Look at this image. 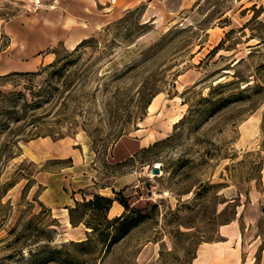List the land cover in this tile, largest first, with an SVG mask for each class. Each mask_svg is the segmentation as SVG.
Returning <instances> with one entry per match:
<instances>
[{"label": "rangeland", "instance_id": "374dc122", "mask_svg": "<svg viewBox=\"0 0 264 264\" xmlns=\"http://www.w3.org/2000/svg\"><path fill=\"white\" fill-rule=\"evenodd\" d=\"M85 38L36 130L19 114L0 130V264L260 263L264 0H0V75ZM81 155L88 185L67 169ZM50 175L75 188L73 224L40 201ZM94 194L109 220L119 199L154 208L108 244Z\"/></svg>", "mask_w": 264, "mask_h": 264}, {"label": "trees", "instance_id": "16d2710c", "mask_svg": "<svg viewBox=\"0 0 264 264\" xmlns=\"http://www.w3.org/2000/svg\"><path fill=\"white\" fill-rule=\"evenodd\" d=\"M93 41V38H85L72 52H66L63 56L59 55L57 50H53L52 52L55 53L54 61L40 67L37 71H12L0 75V87L6 84H10L11 86V89L8 91L0 89V130L4 127L8 119L15 118L17 114L24 119V125H30L31 128L33 127L36 130L38 110L54 100L53 91L58 89L55 85L58 81L64 87L71 83L72 73L70 71L68 72L66 68L77 59L78 56L75 55L77 50L84 44ZM42 73H46V77L41 80V83H38L36 78L41 76ZM8 79L11 82H5ZM118 201L131 214L129 212L128 214L119 215L110 220L106 218V213L110 210L113 199L94 194L92 199L82 203V206L101 209L104 214V219L108 223L112 222L116 224L115 235L111 236L108 244L125 235L143 218L149 217L154 208V204L146 202L143 206H134L133 209H128L129 204L127 202L122 199ZM75 204L79 205V202L75 201ZM65 208L68 209L69 222L73 224V211L75 207L66 206Z\"/></svg>", "mask_w": 264, "mask_h": 264}, {"label": "crops", "instance_id": "0c3cea01", "mask_svg": "<svg viewBox=\"0 0 264 264\" xmlns=\"http://www.w3.org/2000/svg\"><path fill=\"white\" fill-rule=\"evenodd\" d=\"M77 43V42H75ZM75 45V44H74ZM44 63V62H43ZM137 141V140H135ZM39 146V145H37ZM34 148H36V146H33ZM40 147V146H39ZM141 144L137 142L136 148L133 151L128 152V154L126 155V157H130L132 156V154L135 153V151H137L138 149H141ZM36 152L37 149L35 150ZM66 153V152H65ZM65 155L63 154H57V156H55V158H64ZM67 155H72V154H67ZM70 157V156H69ZM73 159L72 165H70L67 169H72V171H76L79 170L83 176V178H88V181H86V179H83V181H86L85 185H88V183H92V175L89 174L86 170H83L80 166L83 165V157L81 155V158L79 160H76V156L75 158L73 156H71ZM82 162V163H81ZM75 173V172H74ZM85 174V175H83ZM66 174H63L62 178L63 181L69 178H64ZM75 175V174H74ZM44 182L42 183V185H44L43 190L41 191L39 198L40 201H42L48 208H56V207H66V206H71V204L73 203L74 199L72 197L73 194V190L75 188H72L70 186L65 185V183L62 182V180L56 176H47L44 178ZM73 182L69 180V185L72 184ZM50 185H54L53 188L50 187ZM264 185V183H263ZM82 186H78V188H81ZM254 264H264V251L262 253L261 256V262L260 263H254Z\"/></svg>", "mask_w": 264, "mask_h": 264}, {"label": "bare ground", "instance_id": "6f19581e", "mask_svg": "<svg viewBox=\"0 0 264 264\" xmlns=\"http://www.w3.org/2000/svg\"><path fill=\"white\" fill-rule=\"evenodd\" d=\"M151 108H152V104L149 105V109H151ZM175 122H176V120H175ZM158 166L159 165L156 164L155 167H153V168H158ZM65 221L67 222L68 225L70 224L66 217H65Z\"/></svg>", "mask_w": 264, "mask_h": 264}, {"label": "water", "instance_id": "95a60500", "mask_svg": "<svg viewBox=\"0 0 264 264\" xmlns=\"http://www.w3.org/2000/svg\"><path fill=\"white\" fill-rule=\"evenodd\" d=\"M157 169H158V168H153V169H152L153 173H157V172H158ZM261 211L264 213V204H263V206L261 207Z\"/></svg>", "mask_w": 264, "mask_h": 264}]
</instances>
